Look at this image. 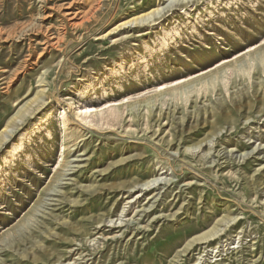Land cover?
Segmentation results:
<instances>
[{
    "label": "rangeland",
    "instance_id": "obj_1",
    "mask_svg": "<svg viewBox=\"0 0 264 264\" xmlns=\"http://www.w3.org/2000/svg\"><path fill=\"white\" fill-rule=\"evenodd\" d=\"M0 264H264V0H0Z\"/></svg>",
    "mask_w": 264,
    "mask_h": 264
},
{
    "label": "bare ground",
    "instance_id": "obj_2",
    "mask_svg": "<svg viewBox=\"0 0 264 264\" xmlns=\"http://www.w3.org/2000/svg\"><path fill=\"white\" fill-rule=\"evenodd\" d=\"M171 1V0H170ZM174 1V3H176V6H179V5H185V4H187V3H189V1H191V0H173ZM89 2V1H88ZM88 4H90V3H88ZM175 6V5H174ZM95 7V6H94ZM91 10V9H90ZM85 11V10H84ZM161 9H158V10H155V11H152L151 13H149L147 16H145L144 17V21H146L147 19H149V18H151V17H153V16H155V15H158V14H160L161 13ZM71 14V13H70ZM75 15V14H74ZM88 15V14H87ZM75 17V16H74ZM145 18H147V19H145ZM89 20V19H88ZM14 151L16 152L17 151V147H14ZM63 156L65 157L66 156V152L64 151L63 152Z\"/></svg>",
    "mask_w": 264,
    "mask_h": 264
}]
</instances>
